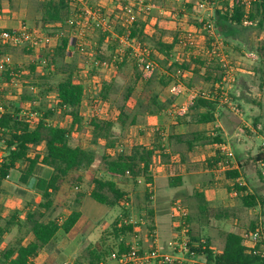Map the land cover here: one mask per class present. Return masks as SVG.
<instances>
[{
    "label": "trees",
    "instance_id": "obj_1",
    "mask_svg": "<svg viewBox=\"0 0 264 264\" xmlns=\"http://www.w3.org/2000/svg\"><path fill=\"white\" fill-rule=\"evenodd\" d=\"M75 0H41L37 11L41 14L38 22L48 34H59L60 41L56 48L44 50L40 62L30 64L20 70V79L23 80L26 88L22 95L23 102L31 103L29 110L39 115L31 121L22 119L18 108L12 107L8 112L0 115V152L3 157V164L0 168V194L4 191V183L8 175L19 174V183L27 185L29 180L37 177L36 191L41 195V201L33 206H26L23 211H15L9 218L4 217L5 207L0 203V245L4 236L11 233L15 228L19 229V241L16 245L0 249V262L2 264H37L39 255L52 245L59 233L68 234L77 225L82 212L80 206L86 197L92 198L95 202L105 205L108 208L123 207L121 216L109 226L100 243L84 254V260L89 264H108L112 253L123 254L130 250L133 243L131 239H137L136 227L131 221L127 206L131 204V198L127 191L122 189L119 183L130 182L138 185L139 181L144 183V205L140 207L146 221V228L153 234L155 231L154 209L152 208V190L154 182V168L160 161L170 163L171 156L166 152V141L163 134L164 128L159 129L158 140L152 146L139 145L134 143L129 147H120L122 144L121 134L129 126L138 124L141 116L152 114L155 116L165 115L169 109L168 102L161 103V94L173 84H183L188 88H195L199 83L216 82L221 86L225 77L226 67L217 60H203L201 57L191 58L183 62L175 61L172 51L179 41L175 33L171 43L161 39H154L147 33L150 19L149 13L142 12L144 19L135 21L132 25L124 22L125 8L132 7L122 3L121 9L107 16L105 10H100L104 17L112 25L111 32L97 29L101 33L98 45L95 47L96 59L104 63L109 54L119 48V37L128 33L130 39H137L144 46L146 40L152 42L155 54L163 56L159 61L162 72L156 71L148 79L143 78L144 66L133 57L130 51H126L118 71L124 67L132 66V77L126 87L124 103L111 108L104 119L94 117L90 120L92 127V143L97 149L84 148V145L75 146L72 143L74 134L83 132V117L81 115L82 103L85 96V88L79 75V59L71 63L66 62L69 49V20L74 11ZM92 0H88L91 4ZM157 1V0H156ZM0 0V10H1ZM219 7L215 13L214 26L217 34L221 37L227 47L233 46L235 50L246 48L254 52L257 58L255 73L260 76L264 87V39H257V43L251 42L253 31L259 34L264 33V0L251 1L249 7L241 0H235L232 7L228 0H211ZM190 0L185 1L188 11L193 8ZM98 7V6H97ZM134 10V9H133ZM196 31L203 32L205 24H194ZM113 32V33H112ZM207 32V31H206ZM117 38L113 40V35ZM118 46V47H117ZM11 48L0 47V55L10 54ZM244 51V50H243ZM29 52V53H28ZM31 51H27L30 54ZM152 53V57L154 55ZM111 56V55H110ZM190 73L191 77L185 78L184 74ZM60 76V80L56 78ZM9 73L5 74V80H10ZM116 81L103 84L100 98L107 102ZM142 89L139 106L135 114L127 111L128 103L135 93L137 87ZM37 87L39 93H32L28 89ZM55 95L54 106L46 107L43 102L45 96ZM220 99L197 97L189 107L188 112L178 122L189 126V135L172 134L168 137V147H178L173 154H180L181 163L187 161L186 154L191 153L199 145H222L224 141L218 135L211 138L207 131L197 129L200 125H207L216 122V111L220 105ZM60 112L62 117L72 119L68 127H61L53 124L52 119ZM260 121V120H259ZM258 122V121H257ZM257 125V124H256ZM175 144V145H174ZM263 157V154H259ZM226 159L223 155H216L207 163L188 165V171L205 170L220 171V164ZM95 167V172L89 180L85 179L84 173ZM48 169L50 177L39 174L40 170ZM245 168L238 171L224 172V179L231 182L227 185L229 192H236L240 196L241 206L245 210L264 207V189H249L247 185L238 182L242 177ZM260 178L264 177L258 170ZM182 184V177L173 176L170 179L171 187H178ZM195 196L201 199L198 206L201 216L207 220H228L231 214L225 210L211 208L205 202L204 194L195 190ZM242 194V195H240ZM61 195L69 197V215L63 216L57 213L61 206L57 199ZM65 204V203H64ZM64 206V205H63ZM22 212L25 218L22 219ZM183 228L189 227L190 219L185 218ZM187 223V224H186ZM183 228L177 229L179 232ZM188 229V250L189 254L194 252L198 260L206 261L205 264H264V254L261 251L264 247V229L257 223L252 222L250 228L243 235L236 230L225 234V244L221 252L213 249L210 239H195ZM260 231L261 241L257 246L258 254L248 246L247 239L251 233ZM32 235L34 241L24 245L23 240ZM155 235H153L154 237ZM155 239V238H154ZM206 242V248L198 243ZM110 243V244H109ZM141 246V243H140ZM110 251V252H109ZM143 252L141 248V253ZM178 254V252H175ZM76 264H83L79 259ZM201 264V263H197Z\"/></svg>",
    "mask_w": 264,
    "mask_h": 264
},
{
    "label": "crops",
    "instance_id": "obj_2",
    "mask_svg": "<svg viewBox=\"0 0 264 264\" xmlns=\"http://www.w3.org/2000/svg\"><path fill=\"white\" fill-rule=\"evenodd\" d=\"M28 1L30 0H17L19 4H17L18 9H20L17 12H15L14 6L12 5L13 0H2L1 2V10H0V28L1 29H13V28H20L23 25H28L29 27H31L28 22L26 21H20L19 17L20 15L23 16L24 10H26V8L28 9L29 7L27 6H23L24 3H28ZM185 1L188 0H92L91 2V6L92 7H102L105 10V14L107 16L112 15L115 11L120 10L122 3H127L129 5H131L132 7H134V11H135V15H136V20L139 21L141 19H144L142 16V12L143 8H149L148 12L149 15L152 17L150 19L149 22V26L147 27V33L150 36H153L154 39H161L163 38L164 41L171 43L174 39V35L171 37L170 33H168V30L171 28H176L175 25L180 26V19L182 20V18H184L185 16L187 17V20L189 23H191L192 25L199 24H205L207 22H211L214 23V19H215V13L216 10L218 9L219 5L216 4H210L209 6L202 8L200 7V3L203 0H200L199 2H196L195 0H190V2L194 3L193 4V10L192 12L188 11L185 5ZM221 1V0H220ZM229 1V6L232 7L234 5V1L235 0H228ZM241 1H246V0H241ZM23 3V5H22ZM39 13V12H38ZM195 14V15H194ZM180 15L182 16V18H180ZM25 16V15H24ZM41 19V14L39 13L37 16V22H36V26L35 27H31V28H39L42 33L51 38L52 39V43L54 48H56L59 44L60 41V35L56 34V35H48V33L45 31V29L38 24V22ZM174 30V29H173ZM193 31H196V29H192ZM184 31V30H182ZM193 34V32L191 31H187ZM73 33V30L71 32V35ZM177 33V32H175ZM182 34V33H181ZM181 34L178 35L179 37V41L176 44L174 50L172 51V54L174 55V59L175 61L178 62H183L185 60H189L191 58H198L201 57L203 60H207L209 63L210 61L213 60H217L218 62L222 63L225 67H226V71L224 74V78H223V83L222 86L219 83L216 82H210V83H199L198 85H196L195 88L191 89L188 88L186 86H184L183 84H173L170 87L173 90V95L179 96L181 94L186 95V102H185V109L186 112L183 113L182 115H178L177 116V121H174L173 126H172V132L168 133L165 130V133L163 134V136L165 137V141H166V152L169 154V147H168V142L167 139L170 135L172 134H176V135H189V133H191V129L189 128V126L183 124V123H179L178 119L179 117H183L187 112L189 107L193 104L194 100L199 97L200 95L205 97V98H211V99H215L218 98L220 99L221 103L216 111V122L212 123V124H207V125H200L197 127V129L201 130V131H207V136L214 138L217 137L218 135H220V137L222 138V140L224 141V144L222 145H199L197 148H195V150L191 153L186 154V158L187 161L185 163H181V156L180 154H173L170 155L171 156V162L170 163H163V162H158L155 165L154 168V182L153 185L151 187V190L153 192V190L155 191V187H156V181L157 180H167L169 182L170 185V179L173 176H180L182 177V184H184L186 182V180L188 178L191 179L190 181V185L192 186V195L190 196H195V190H198L199 193L202 194L203 189L201 188V180H199L200 178L203 177V175H208L212 177V180L209 181L210 185H214L216 183H214L216 180L219 181V179H223V185L225 186V192L227 193L228 197H232V198H237L240 201V205H241V200H240V196L236 193V192H229L227 189V185H230L231 182L224 179V172L226 171H238L240 169H242V166L246 169V167H249L250 165L254 164L256 166V168H258V170H260V166L259 163L262 160L263 157H259L258 155L261 153L263 154V148L261 149L260 153H256L257 155H255L254 151L252 150V147L250 145H248L249 143V136L248 133H250V129L253 126V128L259 130L262 128L261 122L259 121V119H262L264 117V87H260V85H256L255 82L253 81V78L257 77L258 75L255 73V67H248V68H243V69H233L231 66H229V61L226 58V62H221L218 59H213L207 56L206 54V49L210 47L212 40H210V38H208V34L205 31V34L203 36H201L198 41V47L196 49H187L184 46H182L180 44V37ZM51 36V37H50ZM90 37H92L91 33H88V35L86 36L87 42H90ZM117 38V35H113V40H115ZM217 38L221 37L219 36V34H217ZM70 39V36H69ZM119 40V39H118ZM222 40V39H221ZM120 43V42H119ZM98 45V42L94 44V47H92V49L90 48L89 53L92 56H97L96 53V49L95 47ZM227 48V45H226ZM226 50V49H225ZM119 51V48H117V50H115L113 53H109V58L104 62V63H111L113 61V59L117 56ZM128 51H130V49H128ZM131 52V51H130ZM181 53H184V55H186V58H182ZM111 55V56H110ZM159 57V60L163 59V56L156 54ZM247 57L251 58L252 60L256 61V55L255 54H247ZM82 57V58H81ZM124 58V56H123ZM122 58V60H123ZM27 59L29 60V62H27V64L29 65V63H31L30 59H29V54L27 55ZM74 59H79V75H80V79L82 78L81 76H83V69L85 68V60L86 57L79 54L74 48H72L70 46V40H69V49H68V54H67V58H66V62L67 63H71ZM155 61V60H154ZM121 64V63H120ZM120 64L118 66V68H110V67H103L100 68L99 70H95L92 71L91 75L87 78H82L84 80H82V84L85 88V96L83 99V103H82V111H81V115L83 117V126H82V130L84 132V130H86L84 133H78V134H74V138L72 139V143L75 146L84 145V148H89V149H97L96 146L93 145L92 143V127L90 125V123L86 124V114L84 113V109H90L88 107V105L90 104L89 99L96 102V103H100L99 100L97 99L96 95H94L93 92V88H95L94 86V79L93 77H91L92 75H96L97 80L101 81L102 83V87L103 84L106 82H111L112 80L115 79L118 69L120 67ZM19 69H25L26 66L28 65H22L21 63H17ZM185 78H189L191 77L190 73H185L184 74ZM2 76H0L1 78ZM0 81H2L4 84L9 81L5 80V79H0ZM101 87V89H102ZM176 88V92L174 91V88ZM101 89L99 90V92H101ZM6 97H5V104L7 105V107L10 109H12V107L14 108H18L20 113L23 112H33L32 110H29L28 107H31V103L29 102H23L22 101V95L25 91V85L23 83V80H21L20 83V87L18 88L17 86H10L6 89ZM255 90H257V92H255ZM34 93L36 94V90H34ZM252 93H256V94H252ZM258 96V99H257ZM55 101L53 99V102H56V97L54 95ZM228 99V101L226 100ZM170 100V98L166 97L165 99H163V95L161 94L160 96V102L161 103H166ZM103 101V100H102ZM175 101H170L175 103ZM104 102V101H103ZM176 104V103H175ZM110 110V109H109ZM109 110H107L104 115L101 116L102 111L101 110H96L94 112H92V115H90V119L94 117L97 118H101L104 119L106 117V114L109 112ZM104 112V111H103ZM19 113V114H20ZM35 113V112H34ZM37 116L39 115L38 113H36ZM58 116H62L60 112H57ZM56 115V116H57ZM167 113L165 115L162 116H166ZM245 117H248V119ZM173 119V117H172ZM53 124L59 125L61 127H68L69 125L72 124V119L68 118V117H63V121H55V120H51ZM258 121V122H257ZM90 122V121H89ZM252 123V126H251ZM257 124V125H256ZM87 125V126H85ZM160 128L163 127H159L158 129H153L152 132L147 133V135L144 133V128L143 126H139L136 130V133L133 135L134 137H132V135H130V138H132L133 140H129L125 141L126 145L121 144L120 147H129L134 143H138L139 145H144V146H152L153 144L156 143V141L158 140V131ZM165 129V128H164ZM158 130V131H157ZM88 132V133H87ZM81 135V136H80ZM87 135V139L84 140V136ZM157 135V136H156ZM262 139V143L264 142V137H261L260 135H257V140H261ZM261 142V141H260ZM124 143V141L122 142ZM175 145V144H174ZM264 145V143H263ZM223 146H226L227 148L231 149L234 154H235V159L237 161V163L239 164V169H234V170H223L220 168V171H213L209 168L205 169V170H196V171H188V165H194L197 163H207L208 160L212 157H214L216 155V153H219L220 155H222V148ZM173 148V146H172ZM180 157L179 159V164L177 165L179 168L177 171H179L178 173H176V175L172 174L171 172V167H173L174 165V158L175 157ZM176 166V165H175ZM221 167V164H220ZM93 169H95V167L90 168L89 172L90 175L92 174V172L94 171ZM245 171V170H244ZM244 171H239L240 173H242V177L237 180L240 183H243L244 185L248 186V182H244L243 181V175H244ZM95 172V171H94ZM93 172V173H94ZM49 173V175L47 174ZM87 171L84 173L85 175V179L88 180L86 177L87 176ZM39 174L43 175L44 177H50L51 172L48 169H43L40 170ZM11 178L6 180V182L4 183V187L6 186L7 183H10V181L12 180V178L14 176H19L18 173H13L10 175ZM37 177H33L29 180L27 185H21L26 191L28 192H32L35 193L37 195H39L40 199H41V195L36 191V186H37ZM141 184H144L142 181H139L138 185L132 184L130 182H125V183H119L120 187L122 189H124L125 191H127L129 193V191H132V186H142ZM181 184V185H182ZM208 186V185H207ZM144 187V185H143ZM129 188V189H127ZM206 188V187H205ZM213 188V186L211 187ZM249 188V187H248ZM250 189V188H249ZM153 197H152V208L154 209V213H155V217H154V222H155V231H157V233L160 236V239L158 240L159 244L163 247L166 248L164 250L171 252V249L168 246V242L170 243L173 239L172 237L173 235V231L171 232L170 229L166 230L162 229L161 226L158 224L157 222V213H156V209L154 206V201L153 198H156V191H155V196L154 193ZM130 195V193H129ZM242 195V194H240ZM189 196V197H190ZM205 196V194H204ZM188 197V198H189ZM206 197V196H205ZM131 198V195H130ZM1 204L4 205V203L1 202ZM30 206V205H28ZM33 206V205H31ZM174 202H172V208H174ZM5 213L6 211H8L7 206H5ZM128 207L126 208V210H128ZM242 207V206H241ZM25 208V207H24ZM122 212H123V207H119ZM262 208L263 207H259ZM258 209V208H257ZM257 209H251V211L255 210L257 211ZM15 211H23L22 210H18V209H12L11 212L8 214L11 215L12 213H14ZM82 212V211H81ZM128 212H130V210H128ZM5 213H4V217H5ZM122 214V213H121ZM121 214L115 217V219L119 216H121ZM141 214V213H140ZM174 214V209L171 213V216H173ZM69 215V213L67 214ZM131 216V215H130ZM143 215H139V218L135 221L132 219L131 216V221L133 224L135 225H141L140 227H136V233H137V239H134L135 241L138 240L139 243H141V238H140V233H141V227L142 226H146V221H144L142 219ZM6 218V217H5ZM25 218V213L22 212V219ZM115 219L112 222H109L110 225L115 221ZM216 221V220H215ZM220 222V221H217ZM171 223V227L172 228V217L170 220ZM109 225V226H110ZM88 221L87 219H85L84 214L82 213V217L80 218L79 222L77 223V225L73 228V230L68 233L65 234V240L59 244V247L57 250L61 251V246L63 244H65L66 242H69V246L67 247L70 248L73 245V235L74 233H79L82 236V245L80 248H82V253H80L78 256H76L74 258V262L69 261V257L66 261H64L62 264H76L78 262V260L80 259L81 262L83 264H89L88 261L84 260V254L87 251H90L91 249H93L95 246H97L100 243L101 238L103 237V235L105 234V232L107 231V229L109 228H104L103 230L101 229V235L99 238H96L95 240H91L90 236L87 235L88 233ZM13 231V230H12ZM232 231H236V230H232ZM229 231V232H232ZM239 231H241V233L244 235L245 232L247 231V229H242L240 228ZM10 234V233H9ZM63 233H59L56 238L61 235ZM8 235V234H7ZM5 235L4 238L7 236ZM154 235V233H153ZM152 235V236H153ZM158 237V235H157ZM55 238V239H56ZM176 238V237H173ZM54 239V240H55ZM140 239V240H139ZM34 241V237L32 235L28 236L27 238H25L23 240V244L26 245L29 242ZM132 241V239H131ZM167 241V242H165ZM54 243V241H53ZM110 244V243H109ZM158 244V243H156ZM44 255V252H42L39 257L37 258V264H38V259L41 258V256ZM44 257V256H43Z\"/></svg>",
    "mask_w": 264,
    "mask_h": 264
},
{
    "label": "rangeland",
    "instance_id": "obj_3",
    "mask_svg": "<svg viewBox=\"0 0 264 264\" xmlns=\"http://www.w3.org/2000/svg\"><path fill=\"white\" fill-rule=\"evenodd\" d=\"M41 0H30L28 3H22L23 6L29 7L28 9L24 10V15L19 17L20 21H26L31 27H35L38 16V4ZM196 2H199L200 0H195ZM20 3L17 2V0H13L12 5L14 6L15 12L18 13L20 9H18ZM195 15V14H194ZM180 18L182 16L180 15ZM187 20V17L185 16L180 19L181 23L180 26H176V28H171L168 30V33H170L171 37L177 32L178 35L183 33L184 31H191L193 32L194 37L197 40H200L199 38L205 34V31H193L194 26H191L192 24L189 23ZM174 29V30H173ZM72 28L70 27V33L69 36L71 37ZM113 33V32H112ZM99 30H94L91 32L92 37H90V42H87L86 39V48L87 51L92 49L94 47V44L97 43L99 36H100ZM51 35V34H48ZM116 35V34H115ZM51 37V36H50ZM264 39V33L259 34L258 31H253L251 35V42L257 43L259 41L258 39ZM70 40V39H69ZM146 47H148L152 53L155 52L153 48V44L151 41L146 40L145 42ZM236 44L233 43V46L227 47L225 50V55L227 60L229 61V66H231L233 69H243L250 67H256L257 66V60L254 61L251 58L247 57V54H253L254 52H249L246 50V48H243V50H235L234 47ZM120 46V43H119ZM118 47V46H117ZM27 49L18 48V49H12L10 55H12L13 60L15 63H21L22 65H28L27 62L29 60L27 59ZM131 51V49H130ZM29 53V52H28ZM109 54V53H108ZM181 57L186 58V55L184 53L180 52ZM82 58V57H81ZM109 58V57H108ZM107 58V59H108ZM153 60L156 62V71L162 72L160 66H159V57L154 53ZM30 65V63H29ZM132 77V66L128 65L124 67L122 70L117 72V75L115 77L116 85L112 91L111 99L107 102H103L100 96L98 95L100 92H98L97 88H93L94 95H96L97 99L100 103H96L89 99L90 104L88 109H84V113L86 114V124L90 123V115H92V112L96 110H101L102 115L104 113L114 107L120 106L124 103V95L126 92V87L128 86L129 81ZM0 79H5V75H3ZM56 80H60V76L56 78ZM253 81L255 84L260 85L263 84L260 76H257L256 78H253ZM25 85V84H24ZM26 88V86H25ZM34 90H36V93H39V89L35 87L34 89H28L27 91L34 93ZM141 86L137 87L135 93L133 94L132 98L130 99V102L128 103L127 111L130 114H135L138 111L141 112L139 101H141ZM257 92V90H255ZM256 94V93H252ZM163 99L166 97L170 98L168 101L169 109L167 111L166 116H155L152 114L143 115L139 118L138 124L134 126H129L127 129L124 130V132L121 134V141L123 145H126L125 141L129 140L130 135L134 137L133 135L136 133V130L139 126H143L144 133L147 135V133L152 132L153 129H158L159 127L165 128V130L168 133L172 132V126L174 121H177V116L179 115L177 111L179 109H182L185 107L186 95H173V90L171 87L166 89L163 93ZM53 99L55 101L54 95L50 94V96H45L43 98V102L45 103L46 107L48 106H54L55 103L53 102ZM258 99V96H257ZM175 101V103L170 101ZM104 111V112H103ZM173 117V119H172ZM248 119V117H245V119ZM52 120L55 121H63L62 116H55ZM262 125V128L257 130L254 129L251 123L250 133H248L249 136V143L252 147V150L254 151L255 155L256 153H260L261 149L264 147L261 140H257V135H260L261 137H264V117L262 119H259ZM87 126V125H85ZM86 130H84L85 132ZM158 131V130H157ZM81 132V133H84ZM88 133V132H87ZM81 136V135H80ZM157 136V135H156ZM87 139V135L84 136V140ZM130 140H133L130 138ZM261 141V142H260ZM178 147L172 148L169 146V155L173 156V153L178 150ZM260 151V152H259ZM1 155V152H0ZM2 156V155H1ZM175 157V156H174ZM180 157H175L174 165L171 167L172 174L176 175L178 173V164H179ZM176 165V166H175ZM95 171V169H93ZM93 171V172H94ZM87 179L89 180L92 174L90 175L89 170L87 171ZM47 174V173H46ZM49 175V173L47 174ZM85 176V175H84ZM202 179V180H201ZM201 180V188L203 189L202 194H205V202L207 205L211 208L218 209V210H227L231 214V218L228 220H222L220 222H217L215 220H207L206 216L203 217L199 213L198 206L201 203V199L196 196H190L192 195V186L190 185L191 179L188 178L184 184L178 187H171L169 185V182L167 180H157L156 181V198H153L154 206L157 213V222L161 226V228L164 230L170 229V231H173V238L172 241H176L177 239H180L183 237V231L179 232L177 229L183 228V222L186 217L190 219L189 228L190 232L192 234V237L197 239H210L211 244L213 246V249L216 252H221L224 244H225V234L232 230H239L242 229H248L250 228L252 222L257 223L260 227L264 229V207L258 208L257 211H251V210H245L241 207L240 201L237 198L228 197L227 193L225 192V186L222 184L223 179L216 180L214 183L213 188L210 185V182L212 180L211 176L203 175ZM243 181L246 183L248 182V187L250 189H264V183L263 180L260 178L258 174V168L254 164L250 165L249 167H246L243 175ZM142 186H132V191H129L131 195V204L128 207V210H130V215L132 216L133 220H137L139 218L140 213V207L144 205L145 199H144V184H141ZM208 185V186H207ZM206 187V188H205ZM129 189V188H127ZM155 191L153 190L152 193ZM190 196V197H189ZM189 197V198H188ZM68 196L61 195L57 199V203L61 206V208H58L57 213H59L63 216H66L68 213H70V206L74 205L73 203L69 202ZM41 201L39 195L26 191L21 184L19 183V177L14 176L10 183H7L4 187V191L0 194V203H4L5 206H7L8 211L5 213V217L9 218L8 214L13 209L22 210L27 205H35L38 204ZM172 202H174V208H172ZM65 203V204H64ZM64 205V206H63ZM174 209V214L171 216V213ZM80 210L85 216V219L88 221V233L87 235L90 236L91 240H95L96 238H99L101 235V229L108 228L110 223L112 222L118 214L120 215L122 213V210L119 207L116 208H108L105 205L99 204L95 202L92 198L86 197L83 199L82 204L80 206ZM8 213V214H7ZM172 217V228L171 227V220ZM187 224V223H186ZM141 248L144 252L151 251L155 248H159L162 254H169L171 252L166 251L163 248L158 240L160 239L159 234L157 231H154V237L152 236L146 226L141 227ZM184 229V228H183ZM158 235V237H157ZM19 229L15 228L10 234H8L3 240L1 241L0 249H6L10 248L19 241ZM207 237V238H206ZM155 238V239H154ZM65 234L59 235L55 240L54 243H52L51 246L47 248L46 251H44V255L41 256V258L38 259V264H62L64 261H66L69 257V261L74 262V258L78 256L80 253H82V236L79 233H74L73 235V245L67 249L69 246V242H66L61 246V251L57 250L59 247V244H61L65 240ZM158 239V240H157ZM138 241V240H137ZM132 243L135 242L134 239L131 241ZM167 242V241H165ZM158 243V244H156ZM169 244V242H168ZM169 246H167L168 248ZM110 252V251H109ZM44 256V257H43ZM179 257H183L181 254H179ZM187 259V257H184ZM197 262L201 264H205L206 261L204 260H198ZM191 263V262H190ZM154 264V261H153Z\"/></svg>",
    "mask_w": 264,
    "mask_h": 264
},
{
    "label": "built area",
    "instance_id": "obj_4",
    "mask_svg": "<svg viewBox=\"0 0 264 264\" xmlns=\"http://www.w3.org/2000/svg\"><path fill=\"white\" fill-rule=\"evenodd\" d=\"M255 0H246L243 1L249 7L250 2ZM211 0H203L200 3V7L205 8L209 6ZM149 8H143V11L146 13L148 12ZM136 21L135 11L131 7L125 8V16L124 22L127 25H132ZM69 25L73 29V33L70 37V46L74 48L79 54L86 57L85 65L83 69V76L82 78L89 77L92 71L99 70L103 67H110V68H118L119 64L122 61L123 56L126 54L128 49H131V53L135 59L139 63L144 66L143 69V78L144 80L150 79L156 69V62L152 58V51L144 46L140 41L137 39H130L128 33L124 36L119 37L120 47L117 56L113 59L111 63H101L100 60H97L95 56H92L86 48V36L88 33L93 32L96 29H102L103 31L112 30V25L109 21L104 17L99 7H92L88 0H75L74 1V11L69 20ZM205 30L207 31L208 38L212 40V43L209 48L206 49V54L208 57L213 59H218L221 62H226V55L225 49L226 45L223 40L217 38V32L214 26V23H205ZM180 44L185 48L191 50L196 49L198 47V41L194 37V35L190 32L183 31L180 37ZM0 47L11 48V49H18L23 48L31 51L29 54V59L31 61L30 64H34L40 62L42 60V53L44 50H52L54 49L52 39L45 36L39 28H31L28 25H23L20 28H13V29H1L0 28ZM17 63L14 62L12 55H0V76L9 73L10 80L7 83H3L0 81V115L9 111V108L5 104V97H6V89L10 86H17L20 87L21 79H20V70H18ZM20 72V73H19ZM93 79L95 80L94 87L99 90L102 87L101 81L97 80L96 75H92ZM81 78V79H82ZM84 80V79H82ZM176 88L174 91L176 92ZM228 101V99H226ZM186 112L185 107L179 109L177 111L178 114L182 115ZM22 119L27 121L33 120L37 117V114L34 112H23L19 114ZM222 155L225 157V161L221 162V169L223 170H234L239 169V164L235 159L234 152L223 146L222 148ZM3 157L0 155V168L3 164ZM259 168L261 171L262 176L264 177V148H263V158L259 163ZM11 176L8 175L6 180L10 179ZM183 237L177 239L176 241H171L168 246L171 249V253L169 254H162L159 248H155L151 251H146L141 253L140 243L135 241L131 246L130 250L119 254L114 252L111 254L108 264H197V258L190 257L194 256V252L189 254L188 250V242L189 237L187 235L188 229L184 227ZM261 241V234L260 231L255 233H251L247 239L248 246L253 249L254 254L259 253V249L257 246L260 244ZM204 245V249L206 248V242L202 241V243L196 244ZM261 251L264 254V247L262 246ZM175 252H178L176 254ZM181 254L183 257H179ZM187 257L185 259L184 257ZM191 262V263H190ZM0 264H2L0 262ZM68 264V263H66Z\"/></svg>",
    "mask_w": 264,
    "mask_h": 264
}]
</instances>
